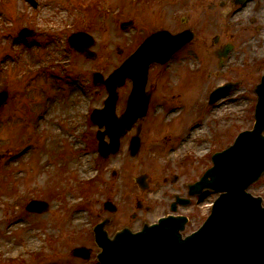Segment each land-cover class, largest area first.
<instances>
[{"label":"rangeland","instance_id":"1","mask_svg":"<svg viewBox=\"0 0 264 264\" xmlns=\"http://www.w3.org/2000/svg\"><path fill=\"white\" fill-rule=\"evenodd\" d=\"M36 1L38 7L33 9L26 0H0V91H8L7 102L0 109V142H9L0 146V200L3 196L16 198L15 205H2L0 214L2 217L7 216L6 212H11L12 216L17 214L16 218L20 221L10 237L11 241L25 229L39 228L41 240L46 237L45 242L59 244L58 248L52 249L47 264H99L96 260L99 249L92 233L97 223L110 218L111 224L106 230L109 235H113L123 227L135 231L140 230L144 223L155 222L156 218L170 212L169 205L174 201L175 195L189 198L187 184L196 181L212 166V155L231 145L238 133L252 129L257 100L254 89L263 74L264 61L260 56L262 50L255 46L264 39V0H259L262 17L254 14L256 21L251 32V37L254 36V48L252 52L249 50V66L248 5L234 14L235 0H220L215 11L206 8L207 0ZM47 4H51L50 10ZM65 15L68 20H65ZM182 20H187L185 27L195 31V42L190 47L199 52L204 60L201 64L194 61V57L185 50L183 61L179 59V55L165 67L151 65L146 88L150 95L149 108L146 117L138 122L141 126V148L138 155L131 158L128 152L130 138L135 135L134 127L121 140L117 155L101 158L95 138L97 127L91 123L89 115L93 109L103 106L107 93L103 85H94L93 73L100 72L107 77L148 35L160 29L177 31L183 27ZM128 21L133 22V27L122 30L120 25ZM257 23L262 25L259 32L255 31ZM24 27L35 30V35L19 37L18 33ZM81 31L94 40V45L90 48L96 54L94 60L78 53L68 43L72 33ZM216 35L220 36L222 43L230 42L235 46L222 69L217 67V58L212 52V39ZM52 42L60 53L52 54L48 50V45ZM27 53L34 61H41L38 71L29 72L28 64L23 62L22 57ZM9 56L13 60L2 63ZM59 59L61 63L57 64ZM173 70L180 72L179 80L169 79ZM52 82L58 89V101L68 97L72 89L70 84L72 85L76 90V94H73L77 99L76 105L84 102V115L80 125L69 129V118L62 117V111L58 115L56 110L52 111L55 119L58 118L55 129L73 137V143L79 146V150L71 145L68 138H60L59 151L46 153L50 162L40 172L41 182L38 184L35 173L27 169V163L21 157L30 153L34 147L42 145V139H32L22 146L11 142L14 139L13 133L17 130L25 134L31 132L28 121L31 113L25 107L29 102L43 104L50 93ZM227 82H238L239 86L236 91L226 95L224 102L238 99L240 111L223 126L219 122L208 123L209 146L206 155L197 159L192 154L183 162L147 165L154 155L156 158L162 157L163 149L176 144L177 138L181 136L174 129L149 128L152 120L164 115V112H158L157 115L154 112L169 105L175 111V119L190 116L193 122L202 121L203 113L212 111L220 104L216 102L209 105V94ZM131 88L132 84L127 80L117 90L118 115L125 110ZM25 89L33 91L29 99L23 95ZM48 132L49 130H45L42 134ZM159 143L162 146H156ZM8 150L15 154L9 169L6 164L10 156L6 153ZM79 153L92 155L90 164L95 177L89 181L81 182L78 171L70 169L65 163L67 156ZM20 173L23 177L16 180L15 174ZM141 174L147 176L145 182L148 188L144 191L133 181L134 177ZM33 184L36 187L32 188ZM248 192L261 197L264 202V173L250 186ZM70 193L75 194L71 208L67 206V196ZM217 197L218 194L213 191L205 190L200 196L190 198L189 205L178 209L177 214L189 218L184 235L201 226ZM32 199L46 201L49 204L48 211L44 214L26 211L25 207ZM106 201L114 204L116 213L104 210L103 204ZM72 211L82 212L85 225L80 230L64 231L62 222L70 217ZM40 219H43L40 224L35 222ZM48 226L54 231L53 235L46 233L45 228ZM78 246L91 249L89 260L73 257L72 250ZM39 256L6 262L0 259V264H36Z\"/></svg>","mask_w":264,"mask_h":264},{"label":"water","instance_id":"2","mask_svg":"<svg viewBox=\"0 0 264 264\" xmlns=\"http://www.w3.org/2000/svg\"><path fill=\"white\" fill-rule=\"evenodd\" d=\"M32 3L36 5L34 1ZM130 24H123L122 28ZM31 34L26 30L21 32L23 36ZM191 38L187 32L177 36H171L166 31L158 32L150 36L107 80L103 81L99 73L94 74V82L104 83L109 93L105 107L91 115L99 128L105 127L104 132L97 134L102 157L115 154L120 138L139 118L145 116L149 98L144 90L150 63L166 62ZM70 43L79 52L95 58L94 53L86 51L94 44L90 36L75 34ZM126 78L132 79L133 90L126 112L117 118L116 88L123 85ZM236 87L237 84H227L217 89L211 94L210 103L216 101L219 94H228ZM255 93L258 100L253 130L240 133L233 146L214 155V167L199 183L190 186V194L199 193L204 188L221 193L202 228L182 240L179 231L186 219L170 216L160 220L158 225L144 226L139 233L133 234L124 229L109 238L104 231L107 221H104L94 228L95 241L101 248L97 256L100 264H264V207L260 198L246 192L264 172V77ZM5 100L6 93H0V106ZM105 136L109 137V144L104 141ZM139 148L136 136L131 140V156H135ZM144 179H136L142 189L146 188ZM46 208V203L40 201H32L27 206L28 211L36 213H42ZM105 208L115 211L109 202L105 203ZM172 210L175 208L172 207ZM74 255L88 259L90 251L77 248Z\"/></svg>","mask_w":264,"mask_h":264},{"label":"bare ground","instance_id":"3","mask_svg":"<svg viewBox=\"0 0 264 264\" xmlns=\"http://www.w3.org/2000/svg\"><path fill=\"white\" fill-rule=\"evenodd\" d=\"M48 10L51 8V4H47ZM65 14V13H64ZM65 20H68V16L65 15ZM48 50L57 52L54 42L48 45ZM23 62L26 61L30 70L39 69L41 67V61H34L31 59L30 55L27 53L22 56ZM13 60L12 57H8L2 60V63L9 62ZM179 72V71H178ZM177 71H171L169 79L172 81L179 80L180 75ZM180 73V72H179ZM182 78V77H181ZM20 79V77H19ZM199 84V79H198ZM70 92L68 97L63 98L61 101L56 99L55 83L50 84V93L44 100L43 104L36 102H29L25 107L31 115L28 119L29 124L31 125V132L29 134L22 133L20 130L14 132L13 141L11 142L14 145H22L23 143L30 141L32 139L37 140L38 138L42 139V145L36 146L32 151L21 157V160L27 163V169L35 173V181L40 184L41 174L48 162L50 160L46 157V153L52 151H59L58 140L60 138H68L72 146L76 147V150H79V146L74 144V138L69 134H62L59 130L55 129V115L52 111L56 110V115L59 114V111H62V117L69 118V129L77 127L80 125L83 115H84V102L76 105L77 99L75 98L76 90L70 84ZM173 87V86H171ZM33 91L31 89H25L23 95L29 99ZM224 98L218 100L220 104L215 107L212 111H209L204 114L202 121H192L190 116H185L180 119H175L173 109L165 107L160 111H155L154 114L157 115L158 112L161 114L164 112V115L156 117L149 124V128L152 129H174L181 133V136L177 138L176 144L169 145L165 147L164 154L162 157L156 158L154 155L153 159L148 160L147 165L149 164H160V163H173L176 161L183 162L190 155H194L197 159L203 158L208 149V140L207 135L209 131L207 125L209 122H219L222 126L233 116L237 115L240 111V108L237 105L238 99H233L232 101L224 102ZM163 104L162 102L160 103ZM167 106V105H166ZM195 107V105H194ZM198 107V106H197ZM154 115V116H155ZM20 122V121H18ZM11 123V121H10ZM49 130L48 134L43 135L42 132ZM68 132V131H67ZM79 127L77 133H79ZM4 144H9V142H0V146ZM162 146L161 143L156 146ZM9 153V150L6 152ZM9 159L7 160V169L12 166V158L15 156L13 153H9ZM92 155L79 153L75 156H67L65 163L72 170H77L78 179L83 182L84 180H90L95 177L93 172V167L90 164ZM15 179L20 180L23 177V174H15ZM36 187L33 184L32 188ZM31 188V189H32ZM74 193H70L67 196V206L71 208L73 206V197ZM207 198V196H205ZM204 198V199H205ZM16 198H6L3 196L0 200L1 206L15 205ZM7 216L3 217L0 214V259L2 262L11 261L14 259L26 258L39 256L38 262L36 264H47L49 257L52 255V249L58 248L59 244L57 243H47L44 240L40 239V229L39 228H30L25 229L19 236H17L12 241L10 237L14 230L19 226L17 223L20 222L17 217V214L12 216L11 212H6ZM43 219H40L37 222L40 224ZM85 225V217L82 212H71L70 217L66 219L65 222H62V227L64 231H71L73 229L80 230ZM61 229V227H60ZM46 233L50 236L53 235L54 231L51 227L45 228Z\"/></svg>","mask_w":264,"mask_h":264},{"label":"flooded vegetation","instance_id":"4","mask_svg":"<svg viewBox=\"0 0 264 264\" xmlns=\"http://www.w3.org/2000/svg\"><path fill=\"white\" fill-rule=\"evenodd\" d=\"M221 1L220 0H207V5L206 8L215 11L216 8L220 5ZM254 14H256L259 18L262 17V12H261V6H260V1L259 0H248V66L250 62L249 58V50L254 48L252 45V41L254 39V36L251 37V32L253 29L254 21H256V18L254 17ZM262 25L260 23H257V26H255V31L259 32L262 30ZM188 29V27L182 28V30ZM193 32L194 30L191 29ZM178 30L177 32H179ZM195 33V32H194ZM215 42H217V45L212 44V52L214 55L217 54L218 50L221 49V47L224 45L222 43L221 39H215ZM255 48H259L262 50L260 53V56L262 57L261 59L264 61V39L260 40L259 43L255 46ZM183 60V55H181V61ZM264 69V62H263V67L262 70Z\"/></svg>","mask_w":264,"mask_h":264}]
</instances>
